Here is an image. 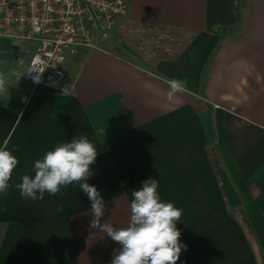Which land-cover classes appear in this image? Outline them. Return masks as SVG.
<instances>
[{"label": "crops", "instance_id": "0c3cea01", "mask_svg": "<svg viewBox=\"0 0 264 264\" xmlns=\"http://www.w3.org/2000/svg\"><path fill=\"white\" fill-rule=\"evenodd\" d=\"M134 23L191 40L177 55L161 40L132 60L119 31ZM31 56L26 42L0 37V146L18 160L0 194V264H111L121 246L90 229L78 183L35 202L15 187L77 135L98 154L87 182L106 202L101 223L127 227L132 190L157 179L161 201L182 210L177 264H264V0H130L103 51L67 58L69 93L25 80ZM168 79L187 80L171 101Z\"/></svg>", "mask_w": 264, "mask_h": 264}, {"label": "clouds", "instance_id": "9594fccd", "mask_svg": "<svg viewBox=\"0 0 264 264\" xmlns=\"http://www.w3.org/2000/svg\"><path fill=\"white\" fill-rule=\"evenodd\" d=\"M34 72L41 73L35 67L27 69V74ZM40 78V75L33 77L36 83L40 82ZM164 82L168 86L169 101L187 89V80L168 79ZM6 84V78L0 76V94L7 91ZM97 156L94 144L88 137L77 135L36 160L34 178L24 174L22 183L15 187L22 198L35 202L43 200L45 193L56 196L61 193L62 187L78 183L80 191L91 202L93 219L90 229H98L121 246L113 250L111 264H177L182 249L187 247L181 243V232L176 226L182 210L172 203L161 201L157 179H147L139 189L132 190L134 199L130 204L131 215L127 227L115 228L108 222L101 223L106 202L97 187L87 182L93 176L91 165ZM17 164L16 156L8 150L5 142L0 146V194L7 195L11 186L9 181Z\"/></svg>", "mask_w": 264, "mask_h": 264}, {"label": "built area", "instance_id": "2783aa9c", "mask_svg": "<svg viewBox=\"0 0 264 264\" xmlns=\"http://www.w3.org/2000/svg\"><path fill=\"white\" fill-rule=\"evenodd\" d=\"M129 7L130 0H0V37L27 43L32 52L28 69L41 73L26 70L25 80L69 93L67 58L80 49L103 51Z\"/></svg>", "mask_w": 264, "mask_h": 264}, {"label": "rangeland", "instance_id": "374dc122", "mask_svg": "<svg viewBox=\"0 0 264 264\" xmlns=\"http://www.w3.org/2000/svg\"><path fill=\"white\" fill-rule=\"evenodd\" d=\"M119 34L121 36V43L124 46V48H122V53L125 56L132 58V60L137 57L135 55L136 52L138 53L139 51H142L145 46L150 47L153 43L160 46L161 42L164 44L166 42L174 41L176 44L178 43L177 41L182 39L183 41L187 40V35L184 33L182 34L181 32L173 30L165 31L154 27L146 28L145 25L137 23L120 29ZM132 53L135 54L133 55ZM137 55L142 56L141 53H138Z\"/></svg>", "mask_w": 264, "mask_h": 264}, {"label": "water", "instance_id": "95a60500", "mask_svg": "<svg viewBox=\"0 0 264 264\" xmlns=\"http://www.w3.org/2000/svg\"><path fill=\"white\" fill-rule=\"evenodd\" d=\"M219 171L222 176V181H223V188L226 191L227 198L229 200V203L231 207L235 208L240 205V201L238 199V196L235 192V189L233 188L228 176L223 172V170L219 167Z\"/></svg>", "mask_w": 264, "mask_h": 264}, {"label": "trees", "instance_id": "16d2710c", "mask_svg": "<svg viewBox=\"0 0 264 264\" xmlns=\"http://www.w3.org/2000/svg\"><path fill=\"white\" fill-rule=\"evenodd\" d=\"M218 30H220V28ZM181 33L182 34L184 33L186 35L185 32H181ZM190 40H191V37H188L186 41H183V39L180 40V41H177L178 43H176V44H177L178 47L176 48L177 53H175V55H177L184 48V46L188 43V41H190Z\"/></svg>", "mask_w": 264, "mask_h": 264}]
</instances>
